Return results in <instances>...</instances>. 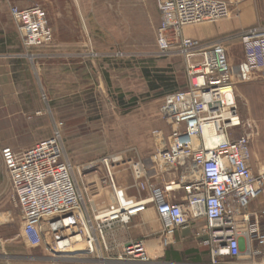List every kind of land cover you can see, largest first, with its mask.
Wrapping results in <instances>:
<instances>
[{"label": "built area", "instance_id": "2783aa9c", "mask_svg": "<svg viewBox=\"0 0 264 264\" xmlns=\"http://www.w3.org/2000/svg\"><path fill=\"white\" fill-rule=\"evenodd\" d=\"M154 3L159 25L155 47L160 55L175 51L184 59L188 86L163 98L160 116L170 130L152 133L154 174L179 171L177 181L155 187L144 164H131L138 192L148 196L125 205L109 175L108 201L102 211L86 209L65 154L61 125L52 135L24 150L3 147L0 158L21 216V235L29 248L51 258L89 256L97 264H149L144 240L117 242V230L153 207L164 246L178 230L192 227L193 237L208 247L206 264H264V209L249 206L264 196V173L251 171L250 135L236 107L235 88L260 74L264 79V28L235 35L243 51L236 66L228 63L222 42L210 44L183 36V29L228 19V3L219 0H141ZM9 16L28 49L49 45L53 33L40 7L9 8ZM210 133L205 136L204 128ZM108 160L103 163L108 165ZM181 191L180 203L172 193ZM90 211V213H89ZM82 237L83 248L69 251Z\"/></svg>", "mask_w": 264, "mask_h": 264}, {"label": "rangeland", "instance_id": "374dc122", "mask_svg": "<svg viewBox=\"0 0 264 264\" xmlns=\"http://www.w3.org/2000/svg\"><path fill=\"white\" fill-rule=\"evenodd\" d=\"M11 6L44 10L52 42L44 48H26L9 18ZM155 8L153 2L141 0H0V56L14 63L15 80L24 90L38 91L45 102L46 137L55 124L61 125L65 154L86 209L104 210L109 175L119 195L121 190L127 196L142 193L134 186L131 164L141 162L148 179L155 177L150 162L156 152L152 133L170 130L160 116L163 98L188 86L184 59L175 51L160 55L155 47L159 23ZM72 34L78 35L87 53L76 57L57 52L55 46L68 43ZM234 94L246 124L237 135L243 131L250 135L251 171L258 177L264 173V79L258 74L236 86ZM5 119V111L0 110V150L7 137ZM21 224L0 158V241L13 239L10 245L16 255L46 257L48 264H97L89 256L60 260L43 249L33 253L22 240ZM142 229H134L135 240L161 236L158 217L152 233L146 235ZM173 246H164L160 239L158 249ZM149 264L164 263L150 260Z\"/></svg>", "mask_w": 264, "mask_h": 264}, {"label": "crops", "instance_id": "0c3cea01", "mask_svg": "<svg viewBox=\"0 0 264 264\" xmlns=\"http://www.w3.org/2000/svg\"><path fill=\"white\" fill-rule=\"evenodd\" d=\"M219 1L229 4L231 16L228 19L185 27L183 36L205 44L217 41L222 42L226 49L229 65L236 66L243 59V51L235 35L252 27L260 26L264 28V0ZM69 40L68 43L60 42V44L55 46L58 53L71 56L87 53L86 50L84 51L85 46L78 41L77 34L70 35ZM8 59V56H0V110L5 111L6 114L5 133L7 136L1 140V143H3L4 147H9L13 150H24L50 137H46V105L41 100L38 91L30 94L15 80L14 63L7 61ZM75 64L78 65L79 63L76 62ZM1 126L2 124L0 123V128ZM172 173L175 175L170 173L154 174L155 177L150 179V183L154 186L163 187L176 179V174L179 175V171ZM121 191L120 197L125 205L138 202L148 196L146 191L131 196H127L123 190ZM182 196L183 193L177 191L172 193L171 200L172 202L180 203ZM249 209H264V196H260L252 202ZM156 218L157 215L154 208L148 207L147 211L134 219L127 229L117 230L115 233L117 242L124 244L129 240H135L137 237L134 229L140 226L146 235L152 233V223ZM160 239V237H156L145 240L146 250L152 262L164 264H206L209 261L208 247L193 237L192 227L178 230L175 233L174 246L171 249H158ZM13 242V239L0 241V264H15L17 260L18 262L21 261V264L49 263V259L46 257H37L34 254L16 255L13 247H11L12 245H10ZM29 249L35 254L42 253V249L39 247Z\"/></svg>", "mask_w": 264, "mask_h": 264}, {"label": "bare ground", "instance_id": "6f19581e", "mask_svg": "<svg viewBox=\"0 0 264 264\" xmlns=\"http://www.w3.org/2000/svg\"><path fill=\"white\" fill-rule=\"evenodd\" d=\"M203 133H204V135L205 136H208L209 135V133H210V130H209V128H204V130H203ZM75 241H77V242H80L81 241V245H80V243H75ZM83 239H82V237H76V238H74L73 240H72V243H75L74 245V247H73V249L71 248V250H68V252L69 251H75V250H80V249H82V248H80V247H83ZM80 245V246H79ZM80 248V249H79Z\"/></svg>", "mask_w": 264, "mask_h": 264}]
</instances>
